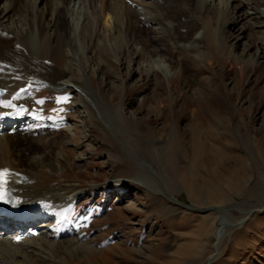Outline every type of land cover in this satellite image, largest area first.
Instances as JSON below:
<instances>
[{
    "label": "rangeland",
    "instance_id": "obj_1",
    "mask_svg": "<svg viewBox=\"0 0 264 264\" xmlns=\"http://www.w3.org/2000/svg\"><path fill=\"white\" fill-rule=\"evenodd\" d=\"M225 1L196 0V5L200 9L209 7L211 16L219 20L228 13ZM239 1L231 0L230 12L232 6L240 5ZM3 6L2 2L0 8ZM71 10L75 50L70 56L67 49L59 51L55 58L58 68L52 62L48 65L58 71L72 61L75 78L86 85L99 109L79 90L39 89L38 96L42 95L39 101L44 106L36 111L54 129L37 135L20 132L15 140L21 152L29 147V142L20 137L28 140L41 137L48 142L58 136V141L65 144L62 133H69L65 130H76L79 134L76 142L65 147L67 153L60 152L61 146L53 149L52 168L44 169L45 176L40 179L63 195H67L66 188L79 192L80 200L67 214L61 212L60 220L66 221L67 228L73 227L85 250L53 256L52 260L57 264H208L212 258L209 264H264V66L256 63L255 50L248 55L243 50L254 41L264 42V29L252 32V21L243 16L245 10H234L240 17L233 28L234 35H241L244 30H238L244 26L247 32L237 47L233 48L235 42L230 43L229 39L228 50L223 51V45L219 44L224 67L221 74L216 73L219 86L211 93L205 91L204 104H192L186 101L182 80L170 83L168 76L173 71L167 66L166 72L160 71L156 77L142 82L134 63L133 70L128 71L125 62L114 60L115 68L102 74L90 54L89 34L94 20L88 0H75ZM148 28L156 31L158 26L148 24ZM227 31H221L219 39L227 37ZM80 34L88 36L86 42ZM125 35V40L134 42L135 50L140 52L142 45L140 40L134 41L132 30ZM31 38L33 44L39 45L37 31ZM150 61L145 58L141 64L151 69L155 60L152 64ZM192 61L205 70L204 77L220 68L215 58L190 54L186 58L188 76L194 74ZM154 78L163 81L160 85L163 93L156 104L152 98ZM0 91H3L0 98L7 97L6 90ZM172 95L177 98L173 108ZM83 97L92 109H88ZM165 97H170L168 103L163 101ZM156 106L158 114L151 109ZM192 110L198 113L195 121L190 116ZM229 114L244 118L243 127L234 118L230 127L232 138L197 132L214 118ZM165 126H169L168 133ZM88 140L92 143L87 148L89 155L81 157L85 161L80 162L79 154L84 151L81 144ZM45 152L51 150L47 148ZM239 154L245 156L246 164L237 163ZM43 157L44 152L37 147L27 158L40 161ZM236 172L241 175L240 181L234 179L232 187L237 193L234 191L233 195L226 182ZM218 188L225 198L212 194ZM250 209L256 213L247 217ZM244 217H247L244 223L232 230L225 224L227 231L220 235L221 223L234 224ZM42 224L45 225L41 219L37 225ZM40 231L35 228L34 232ZM33 237L27 236L26 240L31 243ZM7 261L14 263L13 259Z\"/></svg>",
    "mask_w": 264,
    "mask_h": 264
},
{
    "label": "bare ground",
    "instance_id": "obj_2",
    "mask_svg": "<svg viewBox=\"0 0 264 264\" xmlns=\"http://www.w3.org/2000/svg\"><path fill=\"white\" fill-rule=\"evenodd\" d=\"M74 1L49 0L47 3V0H0V4L2 2L4 4L3 8H0V90H6L8 94L7 97L0 98V170L2 168L9 170L0 178V205L4 203V206L11 204L18 207L22 204V208L28 212L18 216L19 220L16 221L10 217L8 220H2L0 264H57L52 260L53 256L57 257L63 253L74 255L85 250L84 242L78 239L73 227L67 228L64 226L66 221L60 220L61 212L67 214L71 206L80 200L79 192L77 189L69 191L70 189L66 188L68 196L63 195L52 187H47L40 179L45 176L44 169L52 168L50 159L53 149L61 146L63 148L60 152L67 153L68 149L65 147L71 142H76L79 134L75 132L76 130H65L69 132L67 134L61 132L66 139L65 144L58 141V136L49 139L48 142L41 137H33L30 140L25 136L20 137L21 140L29 142V147L22 149L21 152H18L15 143L20 132L37 135L46 129H54L53 126L47 125L48 121L36 111H41L44 106L39 101L42 96H38L39 89L50 87L60 91L79 90L85 97H90L93 105L97 106L96 101L87 92L86 85L75 78L76 68L72 61L66 62L64 69L58 71L54 69L58 68L55 58L59 51L67 49L70 56L75 50V39L72 37L70 23V15L73 13L71 5ZM230 2L231 0L225 1L228 13L222 14L218 20L208 12L209 7H201V9L199 5L197 7L196 0H88L94 20V28L89 34L92 61L102 74L111 72L115 68L114 60L125 62L128 71L133 70L132 63H134L140 82L150 76L156 77L160 71L166 72L167 66L173 71V74L168 76L171 84L182 80L186 101L192 104L196 102L204 104L207 99L205 91L211 93L218 88L220 81L216 78V73L221 74L224 70V67H221L223 57L218 49L219 44L223 45V51L228 50L229 39L230 43L235 42L231 44L232 47H237L242 41V35L247 32V26H244L238 30V32L244 30L241 35H234L233 28L239 24L240 18L234 10L238 8L245 10L243 16H247L250 22L252 21L250 25L252 32L258 28L264 29V0H240V5L231 7L232 12L229 11ZM148 24H154L158 29L154 31L153 28H148ZM226 29H228L227 37L221 36L219 39V33ZM131 30L134 41L140 40L142 45L140 52L135 50L134 42L125 40V33ZM34 31H37L39 36V45L32 43L31 37ZM255 33L252 37H255ZM79 37L85 42L88 39V36L83 34ZM243 50L247 51V55L249 51L255 50L253 57L256 63L258 62V66H264V42L257 44V41H254L246 45ZM190 54L203 59L215 58L220 66L218 72L212 71L210 76L204 77L202 74L206 73L205 70L194 64L193 60L190 63L196 71L193 70L194 74L188 76L186 58ZM145 58L155 60L154 65L150 61L152 71L148 65L141 64V60ZM261 60L263 63L260 62ZM49 62L55 67L51 68ZM161 83L163 84V81L155 79L153 84L154 104L163 93L160 91ZM235 89L234 82L233 91ZM0 92L1 95L3 91ZM85 97H83L84 103L89 107L88 109H92V105ZM169 98L165 97L163 101L168 103ZM171 98L170 105L173 108L177 98L174 95ZM151 109L158 114V106ZM197 115L196 110L190 112L193 121L197 119ZM167 118L168 115L166 120ZM234 118L237 124L244 126L242 115L233 117L229 114L228 117L214 118L210 125L198 128L197 132L201 135L211 133L230 139L234 136L230 128L234 125ZM164 131L168 133L169 126H165ZM91 145L89 140L81 144L84 151L79 154L78 161H85L81 157L89 155L87 148ZM37 147L42 149L44 157L40 161L28 159L29 152H33ZM47 148L51 150L48 154L45 152ZM239 162L246 164L245 156L239 154L237 163ZM82 165L83 163L78 166L82 167ZM240 175L236 172L226 182L229 193H234L232 184ZM239 183L244 185L243 182ZM242 191L239 193L243 194ZM212 194L225 198V194L219 188ZM10 199L12 202L9 201ZM212 210L224 209L212 208ZM252 213L256 212L250 209L247 217ZM247 217L234 224L221 223L220 235L227 231L225 224L229 225V229L232 227V230L240 227ZM41 219L45 225H37ZM35 228L36 230L40 228L42 231L34 232ZM217 230L219 224L216 232ZM27 236H34L31 243L30 239L26 240ZM12 259L14 263L7 261Z\"/></svg>",
    "mask_w": 264,
    "mask_h": 264
},
{
    "label": "water",
    "instance_id": "obj_3",
    "mask_svg": "<svg viewBox=\"0 0 264 264\" xmlns=\"http://www.w3.org/2000/svg\"><path fill=\"white\" fill-rule=\"evenodd\" d=\"M212 259V258H211ZM211 259H210V261H211ZM209 264V263H208Z\"/></svg>",
    "mask_w": 264,
    "mask_h": 264
}]
</instances>
